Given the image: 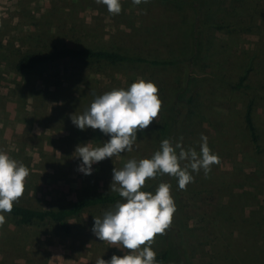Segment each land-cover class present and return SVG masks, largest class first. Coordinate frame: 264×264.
Returning <instances> with one entry per match:
<instances>
[{
  "label": "rangeland",
  "instance_id": "1",
  "mask_svg": "<svg viewBox=\"0 0 264 264\" xmlns=\"http://www.w3.org/2000/svg\"><path fill=\"white\" fill-rule=\"evenodd\" d=\"M120 3V13L113 14L97 0H0V151L29 170L20 198L49 208L113 192V168L130 158L151 157L159 149L160 115L137 131L131 151L93 164L90 175L78 171L74 149L86 142L102 145L108 136L99 129H79L71 115L81 114L95 95L127 88L140 78L154 82L163 105L185 75L182 64L148 67L105 61H63L15 72L11 52L39 46L33 29L57 30L72 44L171 59L192 52L194 30L202 47L187 71L197 79L180 142L185 150L199 153L201 134L206 135L219 163L207 174L189 168L194 179L184 189L174 178L190 248L188 259L180 255V260L264 264V0ZM241 76L252 88L235 86ZM249 102L256 140L245 120ZM187 163L180 161L182 167ZM114 205L85 208L71 219L66 234L46 225L20 226L2 213L0 264H96L100 257L122 255L120 248L92 232L94 218H102ZM169 235L167 230L157 234L150 247L156 253L163 250Z\"/></svg>",
  "mask_w": 264,
  "mask_h": 264
},
{
  "label": "clouds",
  "instance_id": "2",
  "mask_svg": "<svg viewBox=\"0 0 264 264\" xmlns=\"http://www.w3.org/2000/svg\"><path fill=\"white\" fill-rule=\"evenodd\" d=\"M139 5L144 0H132ZM113 14L121 11L120 0H97ZM154 82L143 78L134 80L127 88H114L95 95L87 108L76 116L72 123L81 130L99 129L108 136L102 145L78 144L76 155L80 158L78 171L84 175L92 173L93 164L114 155L131 151L137 140V131L146 128L156 118L161 101ZM199 153L194 148L184 149L180 141L173 144L168 138L151 157L130 158L123 167L112 169L111 191L122 198L103 214L95 217L92 232L100 241H108L123 252L113 254L108 260L99 258L96 264H159L156 252L150 247L157 234H163L172 223L176 205L170 194V184L161 182L155 191L144 190L146 179L168 174L177 178V185L184 189L194 177L188 169L205 174L212 164L219 163L212 153L207 136L201 134ZM178 150V151H177ZM188 161L181 166L180 161ZM29 170L7 153L0 151V224L2 213L11 212L13 202L24 192V180Z\"/></svg>",
  "mask_w": 264,
  "mask_h": 264
},
{
  "label": "trees",
  "instance_id": "3",
  "mask_svg": "<svg viewBox=\"0 0 264 264\" xmlns=\"http://www.w3.org/2000/svg\"><path fill=\"white\" fill-rule=\"evenodd\" d=\"M200 3V0H197ZM38 35L39 46L25 50L11 52V66L15 72L31 71L37 68L59 64L63 61L86 63L101 62L108 63H130L148 67H168L176 64L184 65V78L173 88L168 101L160 106L158 115L161 124L157 133L158 146L164 138H168L173 144L180 141L183 123L187 120V115L193 102V90L197 76H190L189 64L196 61L201 52L202 41L196 31H192V52L187 55H180L178 58H158L144 54L143 52L115 50L90 45H78L66 42L63 34L51 32V29L39 32L33 29ZM59 39V40H57ZM63 39V40H62ZM192 74V73H191ZM193 75V74H192ZM190 76V77H189ZM238 88L250 89L251 85L246 83L245 76H241L235 85ZM252 102H249L245 109V120L250 129L253 140H256L251 109ZM174 176L163 174L145 182L144 190L155 191L159 183L170 184V194L174 199L176 211L172 217V223L166 229L170 239L168 246L156 253V260L159 264H182L180 255L188 259L190 248L187 243L185 232L186 216L180 204V198L172 188ZM122 198L116 192L97 193L89 197H79L75 200H68L66 204H56L49 208L32 204L25 198H18L13 202L11 212L4 213L9 218L17 221L20 226H40L46 225L62 234L69 233L72 229V218H77L81 212L90 206L115 204ZM176 257V258H175ZM175 259V260H174ZM185 263V261H184Z\"/></svg>",
  "mask_w": 264,
  "mask_h": 264
}]
</instances>
